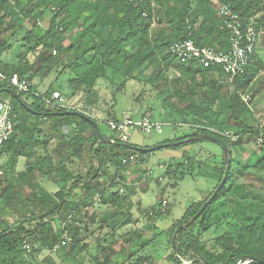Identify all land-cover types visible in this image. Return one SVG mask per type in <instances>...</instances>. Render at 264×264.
<instances>
[{"label": "trees", "instance_id": "obj_1", "mask_svg": "<svg viewBox=\"0 0 264 264\" xmlns=\"http://www.w3.org/2000/svg\"><path fill=\"white\" fill-rule=\"evenodd\" d=\"M221 3L230 5L243 17L259 13L257 29L264 30V0H222ZM216 7L213 0H0L3 18L10 16L18 20L26 31V39L33 40L34 46L27 53L39 49L32 63L25 58L26 53L19 56L18 63L0 59V67L7 75L18 73L26 77L32 92H38L32 83L35 77L61 67L74 76L70 83L73 92L84 89L85 104L92 107L99 101L100 79L117 85V92L122 91L128 80L138 79L159 86L164 105L174 107L182 117L177 123L191 125L188 127L191 132L174 139L153 146H134L114 135L103 134L98 121L83 113L61 115L67 111L46 107L42 96H50L57 90L54 86L36 97L18 94L10 83L0 81V99H10L15 113V131L0 151V157L8 155L5 165L0 164L3 171L0 176V264H37L40 252L45 249L60 257L58 263L49 257L51 264H82L77 262L80 253L106 250L99 236L89 245L92 237L88 234L85 215L90 214L95 221L103 213H91L92 207L98 203L108 206L98 228L109 229L107 234L111 236L134 222L133 213L127 208L132 191L111 190L123 183L119 173L128 166L124 159L134 154L141 159L152 154L157 145L188 139L176 146L163 147L178 149L214 141L223 149L228 148V156L224 152L221 156L209 153L207 159L197 160V156L182 155V162H178L181 168L185 165L190 168L188 174L216 180L217 186L204 199L192 202L171 229V253L167 259L173 264H237L247 257L264 260V208L260 207L255 215L241 222L234 205L239 199L235 198L239 195L238 179L247 168L264 172V145H260L263 154L259 160L247 167L239 166L231 153V146L244 138L258 143V137L264 134V125L255 124L249 106L242 99V93L260 76L264 65L260 67L254 56L243 74L229 79L220 69L182 63L169 53L172 43L185 38H192L197 45L228 50L230 32ZM47 14L51 15L49 25L43 28L41 20ZM154 65V72L146 76L145 69ZM173 70L180 75L167 77ZM8 89L18 97L11 96ZM200 93L199 102L196 96ZM147 109L152 107L149 105ZM146 114L153 118L157 115L155 111L143 115ZM112 119H117L116 115ZM68 126L70 130L65 132L64 127ZM211 128L233 131L240 138L231 142ZM21 157L26 159L24 170L13 174ZM87 162L90 167L86 169ZM109 163L115 168V175L106 185L100 179ZM39 176L57 184L59 189L48 190ZM242 188L245 192L248 184L242 183ZM241 197L246 199L244 195ZM159 202L153 206L158 218L162 216ZM261 204L264 206V202ZM157 226L155 222L146 225L148 231H154ZM222 227L223 232L217 234ZM211 228L216 229L215 236L204 241V233ZM177 230L175 249L173 235ZM134 234L138 244L136 249L130 248L132 256L138 255L135 264L151 261L149 256L140 253L151 239L147 240L142 231ZM27 244L30 248L25 247ZM92 258L99 262L97 251Z\"/></svg>", "mask_w": 264, "mask_h": 264}, {"label": "rangeland", "instance_id": "obj_2", "mask_svg": "<svg viewBox=\"0 0 264 264\" xmlns=\"http://www.w3.org/2000/svg\"><path fill=\"white\" fill-rule=\"evenodd\" d=\"M214 3H221L222 0H213ZM51 15L47 14L44 19L41 20L43 28L48 27L49 19ZM29 27L30 23L25 22ZM26 31L22 28L19 21L8 16L3 18V13H0V45L2 47L1 59L7 62L18 63L19 56L26 54L29 51V47L34 46V42H29L26 37ZM39 54V49L36 52H30L26 54V59L30 63L36 61V57ZM56 53L53 52V56ZM256 58H258L260 67L264 65V30L262 29L257 47ZM156 66H149L145 69L144 74L150 75L154 72ZM260 71L262 73L255 81L251 88L246 89L242 93V99L246 94L252 95V102L249 106L255 124H260L262 117L260 115L256 119L254 113L257 114L259 109H264V68ZM179 72L173 70L167 73V77L173 78L179 76ZM74 76L70 70H64L61 67L54 69L44 75L35 77L32 80L33 85L38 88V92L44 93L54 86L58 91L63 93L67 101L79 109L88 112L89 114L100 118L98 121L99 127L103 134L108 137L112 135V130L106 123V119H111L113 114L117 119L131 116L133 118H139L145 113L153 114L155 111L156 120H164L165 118H171L170 121L175 122L178 118H182L180 113L174 110L172 106H166L163 103V96L158 93L159 86L154 87L144 81L138 79L128 80L122 88V91L117 92L118 86L109 82L107 79L99 80L100 96L99 101L93 106H86L85 98L86 92L84 89L76 91L75 93L70 88V83L73 81ZM193 83V82H192ZM200 93L196 96V99L200 102L202 100ZM245 101V100H244ZM151 106L152 109L148 110L147 107ZM159 115V116H158ZM153 117V116H152ZM166 120V119H165ZM184 124V123H183ZM254 124V123H253ZM264 125V123H262ZM65 132L70 130V127H64ZM184 132H191V129L186 128V125L166 126L164 132L159 133H144L134 130L131 132L129 144L134 146H153L165 140L174 139L177 135H181ZM249 141V140H246ZM55 143V142H54ZM251 143L261 148L259 143L251 140ZM183 145L180 148L163 147L155 150L152 154L143 156L138 162L128 165L124 168L119 175L122 177L121 186L113 187L111 190L130 189L133 193L131 201L128 204V209L133 213L134 222L126 227L122 228L115 235L111 236L107 234L109 229L102 228L99 230L101 219H105V212L108 206L96 204L91 209L92 212L102 214V218L92 221L89 215H85V222L88 227V234L90 235L89 245L91 241L95 239V236H99L102 240L106 250L98 251L91 249L90 251H84L77 255V262L82 264H135L138 255L131 254V248L136 249L138 240L136 239L135 232H143L148 239H151L150 244L145 248L144 252H140L141 255H146L151 258L149 262H143L141 264H173L169 262L167 256L171 253V238L172 230L176 225V222L183 218L187 207L193 202L200 199H204L210 191L216 188L217 181L201 177L198 175L188 174L189 167L185 165L181 168L178 162H182V155L187 153H194L196 150L200 152V158H203L205 154H215V156H221L224 149L214 141H205L200 144ZM37 151L43 150L37 148ZM43 153V152H42ZM233 153V152H232ZM190 154V155H192ZM234 154V153H233ZM263 153H260V157ZM259 156L253 157L254 161L259 159ZM8 159L7 153L0 157V164L5 165ZM25 160H21L18 163L19 171L24 170ZM171 162V164H170ZM175 162V163H174ZM86 169L90 167V163L87 162ZM188 165V164H187ZM169 171V172H168ZM177 172V173H176ZM176 173L175 175H172ZM260 172L255 171L249 167L247 171L239 177L237 182V191L239 198L237 203H234L236 210V216L241 222H245L249 217L256 214L258 209L264 208L261 202H264V179L259 178ZM115 175V168L112 164H108L102 170V177L100 181L105 182L106 185L110 184L113 176ZM41 183L50 191H56L59 186L46 178L39 176ZM242 183H247L248 188L243 190ZM250 185V187H249ZM25 190L28 191L26 188ZM248 190V191H247ZM247 191V194H246ZM245 193V194H244ZM242 195L246 196V199L242 200ZM160 200L162 207L160 212L162 216L157 217L156 212L153 210V206ZM159 202V203H160ZM3 201H1V204ZM246 208V209H244ZM152 211V212H151ZM155 212V214L153 213ZM79 219V217L77 218ZM13 221V218H11ZM157 223V229L154 231L147 230V223ZM209 223V222H208ZM59 222H55L54 225L60 227ZM172 229V230H171ZM165 230L166 233H160ZM223 227L219 229L217 234L223 232ZM216 229L208 230L204 233L203 240H211L215 236ZM145 239V238H144ZM108 240V241H107ZM107 241V242H106ZM107 245H110L107 248ZM98 254L99 262L97 263L92 257L96 253ZM108 255V258L105 257ZM51 257L53 261L59 262L60 257L58 254L52 253L50 250L45 249L40 252L38 256L37 264H51L48 259ZM184 263H188L187 260L182 258ZM76 263V260L72 261ZM69 263V262H68ZM72 264V263H70Z\"/></svg>", "mask_w": 264, "mask_h": 264}, {"label": "built area", "instance_id": "obj_3", "mask_svg": "<svg viewBox=\"0 0 264 264\" xmlns=\"http://www.w3.org/2000/svg\"><path fill=\"white\" fill-rule=\"evenodd\" d=\"M217 12L224 19L225 27L230 32V46L228 50H222L215 46L197 45L192 38L178 40L170 45L169 53L174 55L179 62L203 66L205 68L220 69L224 76L233 79L245 72L246 68L252 62V58L256 55V47L262 30L257 29L260 14L250 17H243L241 14L233 11L230 5L226 3H217ZM55 52V51H54ZM2 49L0 47V59ZM0 81L8 82L14 86L18 94H32L41 97L40 92L31 91V83L26 77L20 76L18 73L7 75L0 67ZM249 105L252 102V95L246 94L243 97ZM42 100L46 107H51L58 111H80L81 113L100 121L88 112L71 105L65 96L58 90L53 91L50 96L43 95ZM15 113L10 99H0V151L3 150L6 142L11 138L15 131ZM106 123L112 130V135L122 142H129L131 132L137 130L144 133H163L166 126L187 125L182 123H174L166 120H156L150 114L141 115L139 118L127 116L119 119H106ZM191 125H188L190 127ZM211 130L220 133L230 139L231 142L239 140L240 135L233 131H220L216 128ZM258 143L264 145V134L258 137ZM139 161V155L134 154L124 159L126 165H130ZM3 171L0 170V176ZM71 217V216H70ZM64 242V241H62ZM30 248V245H26ZM59 245L55 247L57 249ZM251 260H240L237 264H249Z\"/></svg>", "mask_w": 264, "mask_h": 264}, {"label": "crops", "instance_id": "obj_4", "mask_svg": "<svg viewBox=\"0 0 264 264\" xmlns=\"http://www.w3.org/2000/svg\"><path fill=\"white\" fill-rule=\"evenodd\" d=\"M261 73H262V71H261ZM257 79H258V77L251 83L249 88H251L253 86V84L255 83V81ZM253 113H254V117L256 119H259L258 117L260 115H262V117L259 119V121L261 120L260 121L261 122L260 125L263 126L262 123H264V109L263 110H262V108H261V110L259 109V112H257V114H255L254 111H253ZM192 148H195V147L192 145ZM231 153L233 155V158L236 160V163L239 164V166L247 167V166L251 165L252 163L256 162V161H254L253 157H255V156L258 157L260 155V153H262V152H261V148L260 147L255 146V144L251 143V140L246 141V139L244 138V140L241 141L240 143L231 146ZM190 154H192V153H190ZM191 156H193V157L197 156V158H196L197 160H204V159H207L208 154H205V156L203 158H200V156L197 155V151L195 150L194 153ZM259 158H260V156H259ZM22 159L25 160L24 157H21V158L18 159V162H17V164L15 166V171L12 172L13 174L19 171L20 167L18 166V163H21ZM258 174H259V178L264 179V172H260ZM249 187H250V185H249ZM193 202H196V201H193Z\"/></svg>", "mask_w": 264, "mask_h": 264}, {"label": "water", "instance_id": "obj_5", "mask_svg": "<svg viewBox=\"0 0 264 264\" xmlns=\"http://www.w3.org/2000/svg\"><path fill=\"white\" fill-rule=\"evenodd\" d=\"M7 92L11 95V96H13V97H18V94L17 93H15L12 89H8L7 90ZM61 115H83L80 111H67V112H64V113H61ZM90 120H91V122L94 124V126L95 127H97L98 126V124H97V122L95 121V120H93V119H91V118H89ZM99 134H100V132H99ZM190 139H188V140H182V141H177V142H174V143H170V144H161V145H157V146H155L154 147V149L155 150H157V149H160V148H163V146H169V145H173V146H176V145H179L180 143H184L185 141H189ZM224 151H225V155L226 156H228V148H224ZM226 182V178H224V180H223V183H225ZM215 196V194L209 199V201L210 200H212V198ZM208 201V202H209ZM208 202L204 205V207H203V209L206 207V205L208 204ZM203 209L200 211V213L203 211ZM197 217V215L196 216H194V218H196ZM182 226H180L179 228H178V230L181 228ZM178 230L176 231V233L173 235V245H174V248L176 249L177 248V245H176V236H177V232H178ZM242 260H251V262L252 261H256V262H258V263H261V264H264V260H262V259H259V258H256V257H247V258H244V259H242Z\"/></svg>", "mask_w": 264, "mask_h": 264}]
</instances>
